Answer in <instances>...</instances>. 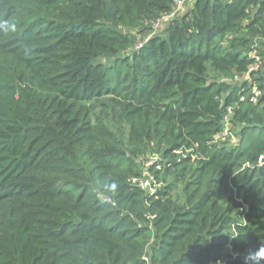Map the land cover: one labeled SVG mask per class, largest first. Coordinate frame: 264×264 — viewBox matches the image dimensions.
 I'll use <instances>...</instances> for the list:
<instances>
[{
	"label": "trees",
	"instance_id": "obj_1",
	"mask_svg": "<svg viewBox=\"0 0 264 264\" xmlns=\"http://www.w3.org/2000/svg\"><path fill=\"white\" fill-rule=\"evenodd\" d=\"M174 5L0 0V264H264V0Z\"/></svg>",
	"mask_w": 264,
	"mask_h": 264
},
{
	"label": "built area",
	"instance_id": "obj_2",
	"mask_svg": "<svg viewBox=\"0 0 264 264\" xmlns=\"http://www.w3.org/2000/svg\"><path fill=\"white\" fill-rule=\"evenodd\" d=\"M195 0H175L174 8L171 12L162 15L153 25L155 31H161L165 28V26L170 23L173 19L177 18L181 14H183L185 11H187L193 4ZM139 47L141 44L138 45ZM254 69V68H252ZM251 69V70H252ZM238 79V78H237ZM229 112L232 113V110L229 109ZM233 141L235 142V139L233 138ZM262 160V159H261ZM158 161V156L153 155L151 157V160L147 164L150 165L154 162ZM134 182L138 184L142 189L155 192L156 188L159 187V183L157 182V179L149 174L145 173L144 176L140 179H135ZM103 199L107 202H112L110 198L103 197ZM243 211V209H241ZM236 256H239V254H236ZM218 264H225L223 261H218Z\"/></svg>",
	"mask_w": 264,
	"mask_h": 264
},
{
	"label": "clouds",
	"instance_id": "obj_3",
	"mask_svg": "<svg viewBox=\"0 0 264 264\" xmlns=\"http://www.w3.org/2000/svg\"><path fill=\"white\" fill-rule=\"evenodd\" d=\"M14 30V29H13ZM104 188L108 191L115 192L117 190V184L114 182H106ZM254 259L257 261H264V247H260L254 254Z\"/></svg>",
	"mask_w": 264,
	"mask_h": 264
},
{
	"label": "rangeland",
	"instance_id": "obj_4",
	"mask_svg": "<svg viewBox=\"0 0 264 264\" xmlns=\"http://www.w3.org/2000/svg\"><path fill=\"white\" fill-rule=\"evenodd\" d=\"M151 157H153V156H148L146 159L148 160V161H150L151 160ZM149 158V159H148Z\"/></svg>",
	"mask_w": 264,
	"mask_h": 264
}]
</instances>
